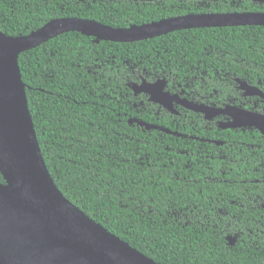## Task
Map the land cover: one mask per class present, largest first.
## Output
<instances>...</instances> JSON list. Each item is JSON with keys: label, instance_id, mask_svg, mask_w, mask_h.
Returning a JSON list of instances; mask_svg holds the SVG:
<instances>
[{"label": "trees", "instance_id": "trees-1", "mask_svg": "<svg viewBox=\"0 0 264 264\" xmlns=\"http://www.w3.org/2000/svg\"><path fill=\"white\" fill-rule=\"evenodd\" d=\"M262 6L253 0H212L209 7L199 0H0V31L27 36L64 18L128 29L190 14L259 13ZM19 63L43 158L72 204L158 264H264L253 247H228V232L196 223L208 216L207 205L198 217L193 210L197 199L214 193L264 194V182H223L222 161L193 164V141L162 132L177 130L136 102L130 88L165 79L173 93L191 90L193 98L196 83L205 99L214 90L212 102H230L239 97L234 78L264 85L263 26L188 29L132 43L68 32L23 53ZM193 64L201 67L195 74ZM180 127L189 134V125ZM252 136L244 135L264 147L262 134ZM219 138L227 141L228 132ZM210 148L215 156L223 149ZM0 183L6 184L1 171Z\"/></svg>", "mask_w": 264, "mask_h": 264}, {"label": "water", "instance_id": "water-1", "mask_svg": "<svg viewBox=\"0 0 264 264\" xmlns=\"http://www.w3.org/2000/svg\"><path fill=\"white\" fill-rule=\"evenodd\" d=\"M237 26L264 27V12L190 14L128 29L64 18L52 20L27 36L11 37L0 31V171L6 181L0 183V264H158L88 217L56 186L30 114L20 56L68 32L100 41L132 43L188 29ZM239 83L247 96L264 98L258 88ZM167 84L165 79L155 83L143 80L130 87L135 94L147 93L151 101L166 107V102L171 105L178 98L165 90ZM186 107L207 118L232 115L234 121L222 124V128H256L264 136L262 114L231 107L223 111L193 103ZM141 125L158 129L144 122ZM161 131L178 135L164 128Z\"/></svg>", "mask_w": 264, "mask_h": 264}, {"label": "flooded vegetation", "instance_id": "flooded-vegetation-1", "mask_svg": "<svg viewBox=\"0 0 264 264\" xmlns=\"http://www.w3.org/2000/svg\"><path fill=\"white\" fill-rule=\"evenodd\" d=\"M253 1L264 5V2L258 0ZM211 2L212 0H199V4L201 6L206 5V7H209ZM208 67L209 65L206 63V68ZM200 69L201 67H199V65L193 64L194 74ZM228 75L227 73V77ZM197 80L198 77L193 75V81ZM227 80L228 79H226V81ZM234 81L239 97L229 100L230 102H221L217 98L215 99L216 101L212 102L215 98V93H218V91L214 90L208 95L207 99H205L206 97L197 91L196 83L193 84V98H191V90L187 95L180 92L179 89H176L177 92L173 93L174 88L172 87V90H170L169 84H167L165 90L174 96L178 95V98L172 101L171 105L169 102H166V107L151 101V96L147 93L135 94L132 89L131 91L133 92L134 100L136 102L140 101V105L144 109H150L152 114L156 117L161 118L162 121H169L168 123L170 126L175 127L177 131L173 132L178 133L176 137H189L193 141V164L201 163L204 160L207 165L210 164L211 160L222 161V173H224V177L227 176L223 182L260 184L264 182V147L256 137H254V142H251L250 140H246L247 138H245L244 135L247 134L253 138L252 134L256 131L260 134L261 132L256 128L225 129L222 128L221 125L233 122L234 119L232 115L221 114L207 118L205 114L190 110L186 107V104L193 103V105L211 106L222 109L223 111H227L229 107H231L264 115V98L259 95L247 96L246 91L240 89L239 83V81L245 83L246 81L240 78H234ZM248 86L256 87L264 92V85L260 82L256 85L251 83L248 84ZM201 92L203 93V89ZM168 105H170V107H168ZM130 121H132V119ZM141 123L142 122H140V125ZM180 125L185 127L189 125V134H181L179 130L182 132L184 130ZM222 132H228L227 141L219 138ZM223 137H225L224 134ZM213 145L223 148L218 151L216 156L215 152L210 148ZM196 147H207V149L203 152L201 149H196ZM208 168L211 170L212 174L216 173L214 172L213 166ZM228 174L231 177L228 178ZM194 182H196V180H194ZM203 205H207L205 210L208 208L209 214L208 216H203L202 222L197 220L196 223L200 222L201 226H204L206 222L209 229H218L222 233L228 232L224 236L225 243L228 247H235L237 243L240 242L241 245L253 247L256 256H264L263 193L245 191L236 194H227L219 192L203 196L201 202L197 199L194 203L193 210H195V216H199V211L202 213L201 210H203ZM232 231L237 232L229 233ZM245 237L247 240L244 239Z\"/></svg>", "mask_w": 264, "mask_h": 264}]
</instances>
